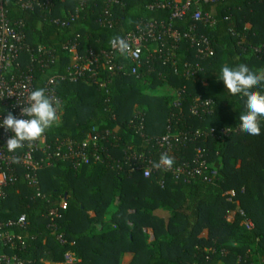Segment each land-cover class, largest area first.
<instances>
[{"label":"trees","instance_id":"trees-1","mask_svg":"<svg viewBox=\"0 0 264 264\" xmlns=\"http://www.w3.org/2000/svg\"><path fill=\"white\" fill-rule=\"evenodd\" d=\"M157 1L119 0L109 6L103 0L91 2L85 15L61 29L44 13L24 10L19 0H6L10 18L26 22L29 41L52 46L59 55L56 67L37 70L38 88L54 71H64L70 57L63 45L76 34L87 36L82 45L100 49L141 21L156 20L180 34L193 25L191 13L173 18L171 9L151 10ZM77 2L58 1L54 16H64ZM197 7L216 19L213 27L198 24V32L212 40L214 56L200 59L189 39L175 42L167 37L153 59H144V80L119 76L108 89L87 76L75 83L62 82L64 114L45 134L49 143L83 139L94 129L126 126L138 113L145 116L146 133L154 136L164 135L169 127L185 132L219 124L230 130L228 136L190 141L174 157L176 165L192 164L201 148L210 165L218 168L214 183H176L163 171L145 178L100 165L44 168L39 172L40 196L36 187L20 181L0 199V220L28 219L26 228H13L21 237L14 253L25 264L64 263L69 251L77 258L72 264H124L127 256L125 264H264V117L259 135L242 132L239 116L246 111V98L230 95L220 80L224 65L264 69V0H217ZM105 9L118 20L114 27L97 23ZM258 46L263 47L260 53L254 51ZM195 62L203 71L200 79H189L185 64ZM253 90L264 93V84ZM177 92H182L181 107L176 106ZM199 96L212 104L194 115L191 106ZM129 139L124 136L121 143ZM159 177L166 179L165 188L157 184ZM112 206L115 210L106 219ZM247 219L253 222L252 229L246 228Z\"/></svg>","mask_w":264,"mask_h":264},{"label":"built area","instance_id":"built-area-1","mask_svg":"<svg viewBox=\"0 0 264 264\" xmlns=\"http://www.w3.org/2000/svg\"><path fill=\"white\" fill-rule=\"evenodd\" d=\"M62 0H19L24 10L40 11L44 17L58 28L65 29L78 21L85 13L91 2L96 5L98 0H78L73 9L67 10L64 16H54L55 5ZM107 6L118 3L119 0H103ZM217 0H159L150 5V9L167 8L172 10L173 18H183L187 14L192 15L193 25L184 34L155 21H141L135 27L125 33L122 38L128 43L129 50L120 54L111 44L108 48L95 49L82 45V40L87 36L76 34L64 43L63 49L69 54V63L65 65L63 72L54 71L48 76L42 88L46 89V95L58 101L57 115L61 120L64 114V98L60 94L61 83L68 81L75 83L83 77H89L103 89L113 83L116 77L133 75L139 80L146 79L147 75L142 71L144 59H153L161 51L162 42L167 37L178 42L181 38H187L196 47L198 57L207 59L215 54L212 40L208 35L198 32V24L204 27H213L216 19L209 11L198 8L199 3H210ZM104 14V16H103ZM111 13L105 11L97 17V23L114 27L118 20ZM262 46L254 48L256 53L262 51ZM155 54V55H154ZM59 63V55L49 45H33L29 41L27 24L23 19H11L6 0H0V121L9 112L16 118L23 119L21 108L27 106L28 96L31 91L38 89L36 85V73L38 69L43 72L50 71ZM131 66V67H128ZM203 66L199 62L185 64V76L189 79H200ZM108 91V90H107ZM181 94L176 106L181 107ZM212 104L211 99L199 96L191 106V113L200 115L208 110ZM58 120V121H59ZM145 116L138 113L135 119H131L126 126L117 124L104 131L94 129L85 138L67 137L49 143L47 135L42 139L29 144L15 152H9L7 140L14 135L0 127V199L8 195V188L20 181L37 188V196H40L39 172L44 168L58 165H68L75 170L84 166H107L118 169L123 173H142L145 178H153L162 171L172 175L174 182L183 181L189 183L200 180L206 183H214L218 176V170L205 159L201 148L197 149V155L193 163H183L172 166L171 170L163 167L154 168V162H159L161 154L166 153L175 157L176 151L184 144L199 138L209 137L222 139L229 135L230 130L215 124L209 127H200L185 132H174L170 127L162 136L149 135L145 131ZM124 136H130L127 144L121 140ZM157 184L165 188L166 179L159 177ZM65 201V200H64ZM67 205L64 202L63 208ZM247 229H252L251 220L244 221ZM28 219L21 216L18 219L8 221L0 220V264H25L15 253L17 241L21 237L13 232V228H26ZM62 243V240L59 236ZM12 251V252H8ZM225 253V251L223 252ZM64 263L72 264L77 261L72 252L64 255Z\"/></svg>","mask_w":264,"mask_h":264},{"label":"clouds","instance_id":"clouds-1","mask_svg":"<svg viewBox=\"0 0 264 264\" xmlns=\"http://www.w3.org/2000/svg\"><path fill=\"white\" fill-rule=\"evenodd\" d=\"M110 44L120 54H125L129 50L128 43L120 36L113 37ZM220 80L223 81L230 95H241L246 98V111L239 116L240 130L249 135H259L261 132L260 118L264 117V93L253 89L264 84V69L253 71L245 64L235 67L224 65L220 71ZM57 105L58 101L54 102L46 95V89L38 88L31 91L27 106L21 108V115L27 118L18 119L9 112L0 121V127L14 133L7 140L8 151L15 152L23 148L25 142L32 144L42 139L45 132L59 120ZM174 163L173 157L163 153L159 162H154L152 166L171 170Z\"/></svg>","mask_w":264,"mask_h":264},{"label":"crops","instance_id":"crops-1","mask_svg":"<svg viewBox=\"0 0 264 264\" xmlns=\"http://www.w3.org/2000/svg\"><path fill=\"white\" fill-rule=\"evenodd\" d=\"M231 194H233V192H230ZM64 200L62 201V206H63V204H64ZM115 210V207L114 206H112L111 208H110V210H109V212H108V214H107V216H106V219H109L110 218V216H111V214H112V212ZM158 214H160V215H162V216H166V212L165 211H163V210H158V212H157ZM233 217L232 216H230L229 217V220H231ZM150 235H151V237H150V240H153L154 239V237H153V234H152V232L150 231ZM130 258V256H127L126 258H125V260H124V264L125 263H127V260ZM47 264H66V263H50V262H48Z\"/></svg>","mask_w":264,"mask_h":264},{"label":"rangeland","instance_id":"rangeland-1","mask_svg":"<svg viewBox=\"0 0 264 264\" xmlns=\"http://www.w3.org/2000/svg\"><path fill=\"white\" fill-rule=\"evenodd\" d=\"M61 119H62V118H61ZM59 121H60V120H59ZM59 121H58V122H59ZM215 169L217 170L218 168L216 167Z\"/></svg>","mask_w":264,"mask_h":264}]
</instances>
